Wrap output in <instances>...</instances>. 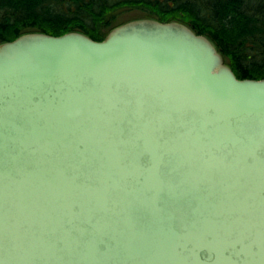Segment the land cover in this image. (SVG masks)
<instances>
[{
	"label": "water",
	"instance_id": "water-1",
	"mask_svg": "<svg viewBox=\"0 0 264 264\" xmlns=\"http://www.w3.org/2000/svg\"><path fill=\"white\" fill-rule=\"evenodd\" d=\"M0 264H264V78L179 21L1 42Z\"/></svg>",
	"mask_w": 264,
	"mask_h": 264
},
{
	"label": "trees",
	"instance_id": "trees-1",
	"mask_svg": "<svg viewBox=\"0 0 264 264\" xmlns=\"http://www.w3.org/2000/svg\"><path fill=\"white\" fill-rule=\"evenodd\" d=\"M131 9L189 25L214 42L239 78H264V0H0V43L27 32L80 31L102 40Z\"/></svg>",
	"mask_w": 264,
	"mask_h": 264
},
{
	"label": "rangeland",
	"instance_id": "rangeland-1",
	"mask_svg": "<svg viewBox=\"0 0 264 264\" xmlns=\"http://www.w3.org/2000/svg\"><path fill=\"white\" fill-rule=\"evenodd\" d=\"M141 15L142 12L137 9L125 10L123 13L120 14L119 19L123 21H129L130 19L132 20L134 18H143V16Z\"/></svg>",
	"mask_w": 264,
	"mask_h": 264
}]
</instances>
